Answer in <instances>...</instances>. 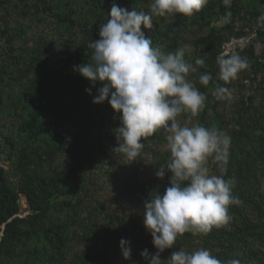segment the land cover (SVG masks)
<instances>
[{
  "label": "rangeland",
  "instance_id": "obj_1",
  "mask_svg": "<svg viewBox=\"0 0 264 264\" xmlns=\"http://www.w3.org/2000/svg\"><path fill=\"white\" fill-rule=\"evenodd\" d=\"M221 2L224 12L217 7L212 15H182L180 26L171 15L153 17L152 29L142 27L152 46L164 53L189 45L190 50L185 52L188 62L194 64L197 57L203 56L205 67L199 68L200 73L214 69L217 56L231 52H238L250 64L238 79L228 83L219 79V67L207 86L199 83L196 74H190L206 97L204 107L196 116L185 112L177 119L182 125L199 123L231 137L224 178L234 179L232 195L240 203L228 206L232 219L227 225L213 227L208 234L178 235L173 248L160 255L164 264L174 251L191 253L201 248L209 250L221 264L231 260L264 264V0H231L230 7ZM151 3L152 0H0V98H19L18 89L4 91L8 84L27 80L33 71L66 76L63 55L77 49L82 28L92 30L91 41L99 39L100 25L107 22L113 4L148 13ZM77 77L65 83L53 99L55 113L40 119L39 137H23L14 127L9 128L7 135L14 140V152L11 161L0 162L14 190L20 177L16 160L23 155L33 160L30 172L48 171L59 181L60 193L52 198L40 221L65 229L68 241L63 256L50 254L35 229L36 213L20 193L18 217L23 220V233L3 244L0 264H148L140 253L144 249L150 254L156 252L143 224L146 200L130 198L127 188L133 181L149 190L153 187L158 179L156 171L170 157L167 133L160 129L142 138L144 147L136 161L113 153L119 114H114L107 101L92 102L101 86L99 82L92 86L82 76ZM217 86L229 88L231 98L218 100L213 95ZM90 87L88 94L85 89ZM48 156L55 161L50 168ZM207 166L211 174L220 175L213 159ZM80 222L88 223L90 230L78 231ZM233 224L255 226V237L250 242L256 257L240 251L236 239L230 236ZM121 239L130 241L128 260L122 257Z\"/></svg>",
  "mask_w": 264,
  "mask_h": 264
},
{
  "label": "clouds",
  "instance_id": "obj_2",
  "mask_svg": "<svg viewBox=\"0 0 264 264\" xmlns=\"http://www.w3.org/2000/svg\"><path fill=\"white\" fill-rule=\"evenodd\" d=\"M208 0H152L148 13L128 10L115 4L107 22L100 25L99 39L90 41L91 61L73 67V71L95 86L94 104L105 101L114 114H119V126L114 130L117 145L113 153H120L136 161L144 144L142 138L163 129L170 157L160 165L155 175L163 179L170 173L169 186L161 194L144 202L143 224L150 233L156 249L150 254L144 249L140 255L148 264H164L160 258L165 249L173 248L178 235L208 234L213 227L227 225L232 217L228 206L240 203L232 195L235 181L225 179L231 137L224 131L209 129L199 123L182 125L177 119L182 113L196 116L204 107L206 97L195 86L190 74L198 76L207 86L210 73H200L205 67L203 56L193 63L185 59V45L176 51L164 53L153 47L142 30L153 27V17L171 15L192 16ZM230 7L231 0H223ZM230 15V14H229ZM219 79L228 83L238 79L239 73L250 68L248 60L238 52L217 56ZM91 94V87L85 89ZM218 100H227L232 92L217 86L213 92ZM213 159L220 175L210 173L207 166ZM122 257H131L130 241L119 242ZM167 264H221L204 248L194 252L177 250L166 259ZM229 264H240L231 260Z\"/></svg>",
  "mask_w": 264,
  "mask_h": 264
},
{
  "label": "trees",
  "instance_id": "obj_3",
  "mask_svg": "<svg viewBox=\"0 0 264 264\" xmlns=\"http://www.w3.org/2000/svg\"><path fill=\"white\" fill-rule=\"evenodd\" d=\"M207 2L202 9L197 12L201 15H212L216 8L224 12L225 8L221 2ZM174 23L180 26L182 22V15H174ZM69 29L68 25L66 26ZM91 29L82 28L80 30L81 40L78 42L77 49L69 51L63 55L65 58L64 71L66 76H62L54 71L38 70V73H33L27 80H21L20 83L8 84L6 91H18L21 93L19 98L16 95H9L5 98H0V162L6 160L11 161L14 152V140L7 132L9 128L14 127L15 132L23 137L36 139L41 135L40 119L47 115L55 113V104L53 99L62 91L65 83H71L77 80L79 75L73 71V67L82 63L91 61L92 49L88 47L91 41ZM218 65V64H217ZM207 70L212 79L217 72V67ZM79 79V78H78ZM2 92V93H4ZM45 101V103H44ZM23 114H26L23 115ZM25 117V118H23ZM58 149H62L59 145ZM48 160V167H52L55 163L50 156L46 157ZM41 159L38 158L37 161ZM17 168L19 170V185L17 190H14L10 185L6 170L0 167V251L3 244L13 241L20 237L23 233L21 224L23 220L18 217L19 194L26 196L30 208L36 213L34 220L36 221V231L41 235V238L48 246V250L53 257H62L63 251L68 241L65 229L59 224H44L41 222V215L46 211L47 206L50 205L54 196L60 193V183L48 171H41L34 173L29 171L31 160L30 156L23 155L17 158ZM167 161H162L160 165H166ZM160 168V167H159ZM170 173L166 172L163 179H157L153 183V187L145 188L140 183L133 181L128 185V196L132 199L148 200L155 196L157 192L163 193L169 186ZM90 225L88 223L80 222L78 224V231H89ZM230 236L236 239V243L240 251L248 257H256L258 254L251 248V241L255 237V226L246 225L239 226L233 224Z\"/></svg>",
  "mask_w": 264,
  "mask_h": 264
}]
</instances>
